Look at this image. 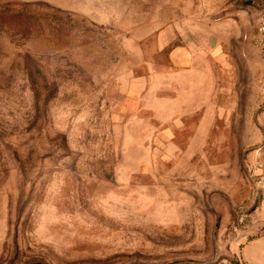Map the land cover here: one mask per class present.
Listing matches in <instances>:
<instances>
[{"label": "rangeland", "instance_id": "1", "mask_svg": "<svg viewBox=\"0 0 264 264\" xmlns=\"http://www.w3.org/2000/svg\"><path fill=\"white\" fill-rule=\"evenodd\" d=\"M0 264H264V0H0Z\"/></svg>", "mask_w": 264, "mask_h": 264}, {"label": "crops", "instance_id": "2", "mask_svg": "<svg viewBox=\"0 0 264 264\" xmlns=\"http://www.w3.org/2000/svg\"><path fill=\"white\" fill-rule=\"evenodd\" d=\"M168 34L166 33V30H163L160 35V45L164 47L170 40V38L167 37ZM167 37V38H166ZM195 49L194 44L192 45L190 43H187L185 46H178L176 49H174L173 56L176 58H179L178 56L182 55V59L179 58V63L181 66H183V63L189 64V62L193 61L194 59V53L193 50ZM191 51V52H190ZM184 52H186V57H184ZM193 81V80H192ZM206 81V80H205Z\"/></svg>", "mask_w": 264, "mask_h": 264}, {"label": "water", "instance_id": "3", "mask_svg": "<svg viewBox=\"0 0 264 264\" xmlns=\"http://www.w3.org/2000/svg\"><path fill=\"white\" fill-rule=\"evenodd\" d=\"M215 40H213V42H214Z\"/></svg>", "mask_w": 264, "mask_h": 264}]
</instances>
